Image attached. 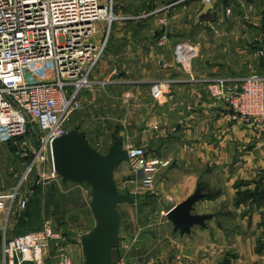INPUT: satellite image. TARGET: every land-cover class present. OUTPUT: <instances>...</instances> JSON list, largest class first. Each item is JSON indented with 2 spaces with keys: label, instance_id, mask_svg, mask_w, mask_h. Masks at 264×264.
<instances>
[{
  "label": "crops",
  "instance_id": "crops-1",
  "mask_svg": "<svg viewBox=\"0 0 264 264\" xmlns=\"http://www.w3.org/2000/svg\"><path fill=\"white\" fill-rule=\"evenodd\" d=\"M116 1L115 34L126 40L115 47L119 66L100 79V88L131 90L130 123L121 138L167 161L156 181L164 205L171 208L199 189L205 196L196 212L211 215L181 234L166 214L168 238L154 264H216L221 255L225 264H264L263 211L253 208L264 205V121H242L208 89L217 79L237 82L264 74V0H215L207 11L204 0H172L135 15ZM180 42L196 50L186 66L176 60ZM104 51L100 76L107 64ZM120 71L127 75L117 76ZM102 97L108 100L107 93ZM130 173L124 164L117 167L120 188L133 186ZM11 231L9 237L19 234ZM81 239L68 246L74 264H81ZM0 254L1 262L2 244Z\"/></svg>",
  "mask_w": 264,
  "mask_h": 264
},
{
  "label": "built area",
  "instance_id": "built-area-1",
  "mask_svg": "<svg viewBox=\"0 0 264 264\" xmlns=\"http://www.w3.org/2000/svg\"><path fill=\"white\" fill-rule=\"evenodd\" d=\"M115 1L0 0V141L15 145L17 154L30 160L15 190L0 192V211L7 215L15 203L21 210L27 207L29 197L21 187L32 171L60 178L52 143L68 131L71 115L82 106V92L92 83L111 24L118 19ZM204 1L213 5L215 0ZM195 52L185 42L175 47L176 60L184 66ZM208 89L242 121H264V74L237 82L217 79ZM125 148L139 178L134 193L153 189L159 167L167 161L130 145ZM140 240L138 233L122 236L112 264H154L152 258L135 256ZM69 243L47 220L40 229L13 237L5 234L0 264H45L53 248L57 252L53 264H74Z\"/></svg>",
  "mask_w": 264,
  "mask_h": 264
},
{
  "label": "rangeland",
  "instance_id": "rangeland-1",
  "mask_svg": "<svg viewBox=\"0 0 264 264\" xmlns=\"http://www.w3.org/2000/svg\"><path fill=\"white\" fill-rule=\"evenodd\" d=\"M118 1L119 4L125 5L127 15H135L146 13L156 8L160 9L172 0ZM124 23L123 26L128 24ZM105 27L106 25H103L102 29L105 30ZM115 30H118L117 21L116 24L115 21L112 23L110 33L107 36L108 38L104 42L105 55L103 60L107 61L104 75L100 76V71L102 72L101 68L103 66L100 67L99 62L91 77V80L93 82L95 81V83H91V85L82 92V106L73 112L67 123L68 130L78 128L85 131L89 143L103 153L109 151L116 134L122 136L121 132L126 131L130 123L128 117L131 110L128 101L130 97H133L126 95V92L128 93V91L131 90H120V88H117V90L114 91H105L100 88V79L107 76L113 68L119 66V64L115 65V61H117L114 57L116 51L115 47L117 46V48H119L120 44H123L126 40L125 37L119 38L116 36ZM122 30L128 35L129 28L127 26L123 27ZM262 35V40L264 42V33H262ZM116 74H118L117 76L127 75V73H121V71ZM107 88L108 85L106 86V89ZM106 93L108 100L102 97ZM123 93H125V95H122L120 103H118L117 96ZM123 142L124 146L130 145L138 150L137 144ZM16 150L17 147L15 145L5 144L0 141V162L2 165V170L0 171V191H9V189L10 191L15 190L20 178L25 175L26 162L30 160L29 158L21 157L17 154ZM121 164L126 165L128 169L132 171V174H127L126 177L128 178L127 180L133 182V186L129 189L125 186L121 189L125 192L134 193L133 190L136 188L137 179L139 180V178H137L138 174L130 167L128 159L124 160ZM163 166L164 165L159 167L153 189L146 192L134 193L136 196L134 202H122L117 206L121 213L120 236H132L136 233L140 234L141 240L135 251V256L144 259L152 258V260L156 261L161 258L158 249H160L162 243L168 238L167 232L169 229L165 224L168 221L166 212L170 208V205H164V203L161 202L162 194L160 190L156 189V181L160 178L158 173ZM36 172L39 173L35 170L32 171L21 187V190L28 194L29 197L27 207L21 210L16 204L13 206L9 216L7 215V211H0V253L5 234L8 235V237L13 235L8 232L11 231L10 225H12V231L15 230V232L21 234L26 231L40 229L47 220H51L54 226L63 231L68 241H73L80 240L81 236L89 233L96 224L90 207L91 193L89 184L86 182L64 183L61 177L52 179L48 178L47 174L41 177V174L39 173L38 175ZM214 191L216 190L214 189L213 192ZM165 196L167 197V195ZM253 208L262 209L264 219V205H256ZM261 243L262 245L264 244V239L261 240ZM155 247L157 248L156 251ZM56 254V248H53L45 264H53L57 259ZM116 255H118V253ZM221 257L220 261L218 260L216 264H225V255H221ZM81 264H84L83 252Z\"/></svg>",
  "mask_w": 264,
  "mask_h": 264
},
{
  "label": "water",
  "instance_id": "water-1",
  "mask_svg": "<svg viewBox=\"0 0 264 264\" xmlns=\"http://www.w3.org/2000/svg\"><path fill=\"white\" fill-rule=\"evenodd\" d=\"M211 6L205 1L203 11ZM52 151L54 167L63 182L90 185V207L96 224L81 239L84 264H112L113 251L121 239V213L117 206L136 200L133 193L119 188L115 179L117 167L128 157L121 136L116 134L109 151L103 153L89 143L85 131L73 128L53 141ZM204 196L198 189L167 211L175 230L188 233L193 226L204 225L211 217L196 212V204Z\"/></svg>",
  "mask_w": 264,
  "mask_h": 264
},
{
  "label": "trees",
  "instance_id": "trees-1",
  "mask_svg": "<svg viewBox=\"0 0 264 264\" xmlns=\"http://www.w3.org/2000/svg\"><path fill=\"white\" fill-rule=\"evenodd\" d=\"M23 233H25V232H23Z\"/></svg>",
  "mask_w": 264,
  "mask_h": 264
}]
</instances>
